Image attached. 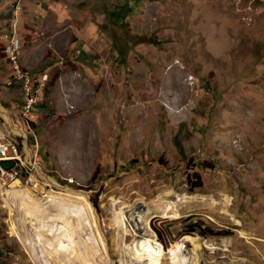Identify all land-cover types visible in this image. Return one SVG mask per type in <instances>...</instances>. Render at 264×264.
Segmentation results:
<instances>
[{
  "label": "rangeland",
  "instance_id": "obj_1",
  "mask_svg": "<svg viewBox=\"0 0 264 264\" xmlns=\"http://www.w3.org/2000/svg\"><path fill=\"white\" fill-rule=\"evenodd\" d=\"M14 22L20 66L48 75L28 124L20 88L8 85ZM0 104L25 131L0 114V139L17 140L30 161L28 146L59 186L32 165L31 180L17 179L22 188L47 209L64 186L86 191L109 230V262H122L116 207L199 195L207 201L180 204L178 218L152 217L168 246L157 237L156 256L175 264L194 243L199 264H264V0H0ZM13 184L0 188V264H54L43 244L34 252L19 240L36 225L7 201ZM83 212L82 239L100 260L103 244ZM133 242L122 245L128 257Z\"/></svg>",
  "mask_w": 264,
  "mask_h": 264
},
{
  "label": "bare ground",
  "instance_id": "obj_2",
  "mask_svg": "<svg viewBox=\"0 0 264 264\" xmlns=\"http://www.w3.org/2000/svg\"><path fill=\"white\" fill-rule=\"evenodd\" d=\"M18 47H22V41L20 38H18ZM18 65L19 68L22 69L19 64V58ZM23 71L26 74H30L24 69ZM0 114L16 134L25 136V131L12 120L7 110L1 104ZM26 150L30 160L33 157L31 150L28 146L26 147ZM32 165L36 167L39 175L47 183V186H49L51 189H54L56 186H58L54 180L48 178L43 173L42 169L37 164H35L33 160ZM22 187L23 186L21 185V182L19 180H15L13 186L7 190L6 193L8 194L7 201H15L20 204V206L23 207L25 218L30 219V223L35 221L36 228L32 229L31 231L28 230V236L26 234H17L19 240L24 246L34 243V246H31V249L32 251L36 252V245L38 243L43 244V246H45L47 249L46 257H48V259L51 258V260L54 261V264H114L112 261H109L112 260L113 257H116V255L112 248L107 246L106 242L109 230L106 231L105 234L104 232L102 233V227L100 226V221L96 212L97 210L94 209V206L90 201L89 195L86 191L75 189L70 186H64L61 188L62 192L57 194L58 197H54L55 199L53 200V206L50 209H47L41 206L38 207L36 204H34L32 202V195L28 194ZM49 191L51 193L52 190ZM219 196L225 207V209L223 208L224 211L222 213L227 215L230 214V198L226 197V195L224 196V194ZM203 198L199 195L184 197L173 195L169 198L160 196L154 200L151 205H146L142 201H137L132 205L123 204V207L121 204L119 207H116L115 211H118L115 213L116 218L118 219L116 224L119 223L121 228V236L119 238V249L122 253L121 264H165L166 262L164 263L162 259L159 258L160 256H156V246H159L161 249L162 246L159 243L157 234L152 229V217L163 216L172 217V219L178 218L181 215L179 208L180 204H192V202L207 201L208 199ZM212 201V205L209 203L211 206L214 205L215 207H218L222 205L216 200ZM206 203L208 204V202ZM84 207L86 208V211H88V217L91 221L92 227L104 247V255L99 258L100 260H98V257L94 252L95 249L93 244L91 243L92 245H90V243L82 239V230L86 220L84 215L86 212H83ZM236 224L240 225L241 223L237 222ZM130 236L134 238L133 243H135L136 246L134 248L135 253L131 249L133 252L131 251V255L128 257L123 253L124 249L122 248V245L127 243V240ZM180 251V257H178L179 261L175 264L200 263L201 259L197 253L196 244L192 243L191 247L188 248L189 257L183 252V250ZM159 253H161V251H159ZM173 259H176V257Z\"/></svg>",
  "mask_w": 264,
  "mask_h": 264
},
{
  "label": "built area",
  "instance_id": "obj_3",
  "mask_svg": "<svg viewBox=\"0 0 264 264\" xmlns=\"http://www.w3.org/2000/svg\"><path fill=\"white\" fill-rule=\"evenodd\" d=\"M16 8H19V6H16ZM15 14L16 10L14 11V15ZM16 27L17 25L14 22V31L10 35L6 36L8 41L4 48V54L11 68L8 85L18 86L20 88V91L25 98L20 116L24 121H28L29 123L30 113L33 107L43 100L42 97L48 82V75L45 74L36 78L32 76V74H26L23 69L19 68L18 58H21V48L18 47L19 36L17 34ZM3 161H15L16 164L22 168V171L26 173L27 178L23 179L20 176V173L14 171L13 169L7 171L0 166L1 190L3 188H7L10 183L14 182L18 178L31 180L32 158L30 161L25 158L24 153L20 151L17 140L0 139V163Z\"/></svg>",
  "mask_w": 264,
  "mask_h": 264
},
{
  "label": "trees",
  "instance_id": "obj_4",
  "mask_svg": "<svg viewBox=\"0 0 264 264\" xmlns=\"http://www.w3.org/2000/svg\"><path fill=\"white\" fill-rule=\"evenodd\" d=\"M27 124H28V121H25ZM19 147H20V145H19ZM20 151H22V149H21V147H20ZM23 152V151H22ZM192 178H193V180H194V185H193V188L195 189V188H200V187H202V179H201V176L198 174V173H196V172H194L193 174H192ZM94 205L95 206H97V204L94 202ZM196 226V225H195ZM156 231V230H155ZM191 232L192 233H194V232H198L201 236H204V237H209V236H215V234H213L212 232H210V231H207L206 229H204V230H202V229H200V228H198V227H194V229H192L191 230ZM156 233H157V235H158V237H159V239L163 242V243H165V241H164V238L162 237L163 236V234H161V233H158V231H156ZM164 245V244H163ZM167 243H165V245H164V249H167Z\"/></svg>",
  "mask_w": 264,
  "mask_h": 264
},
{
  "label": "water",
  "instance_id": "obj_5",
  "mask_svg": "<svg viewBox=\"0 0 264 264\" xmlns=\"http://www.w3.org/2000/svg\"><path fill=\"white\" fill-rule=\"evenodd\" d=\"M0 166L4 169V170H11L13 169L14 171L20 173V176L23 178V179H26L27 178V175L26 173H24L22 171V168L16 164L15 161H3L0 163Z\"/></svg>",
  "mask_w": 264,
  "mask_h": 264
}]
</instances>
